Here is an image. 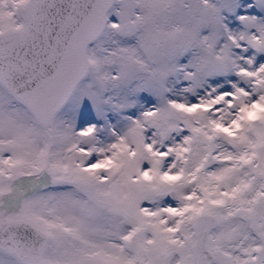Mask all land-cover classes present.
Instances as JSON below:
<instances>
[{
  "label": "snow or ice",
  "instance_id": "snow-or-ice-1",
  "mask_svg": "<svg viewBox=\"0 0 264 264\" xmlns=\"http://www.w3.org/2000/svg\"><path fill=\"white\" fill-rule=\"evenodd\" d=\"M0 264H264V0H0Z\"/></svg>",
  "mask_w": 264,
  "mask_h": 264
}]
</instances>
